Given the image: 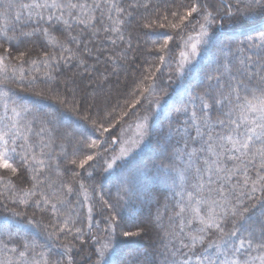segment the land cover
Returning <instances> with one entry per match:
<instances>
[{
	"label": "snow or ice",
	"instance_id": "snow-or-ice-1",
	"mask_svg": "<svg viewBox=\"0 0 264 264\" xmlns=\"http://www.w3.org/2000/svg\"><path fill=\"white\" fill-rule=\"evenodd\" d=\"M172 5L175 10L166 4L161 12L152 0H21L19 3L3 0L0 15L7 22L9 14L15 10L13 19L19 22L23 17V23L32 28L31 32H21V35L38 33L47 39L52 49L44 45L42 63L55 70L61 62L70 64L78 60L77 67L84 66L87 71L83 56L85 53L92 55L93 50L88 45L95 39L109 41L120 48L121 57L126 56L132 50L131 33L125 40L130 19L136 20L139 30L149 32L157 28L183 31L191 25L192 34L184 39V49L169 75L170 86L175 84L187 100L176 108L175 118L169 116L166 127H153L150 117L156 111L171 113L175 105H168L163 97L150 101V107L154 105L153 112L136 117L134 137L123 141L120 157L113 159L132 158L134 150L148 137L158 138L159 162L133 163L127 176L131 179L141 174L148 176V169L152 168L155 169L154 178L172 182L169 186L174 189V202L171 207L164 205L166 213L171 211L165 234L179 245L176 248L173 244L172 256L179 254L184 259H166L165 264H264V25L254 26L258 18H264V0H235L213 12L207 11L204 0H194L190 6L172 0ZM182 8H186L183 13ZM169 16L178 23L170 21ZM242 27H252V33H241L245 39L239 40L230 34ZM217 29H224L225 34L221 36ZM9 31L7 23L0 28V38L5 42L16 39ZM160 35L163 42L159 44V51L167 52L169 42L175 37L166 32ZM152 43L156 45L157 41ZM205 57L210 60L207 67L201 63ZM160 61L166 63L165 57L160 56ZM28 63L39 70L40 62L26 59L25 52H20L14 63L12 53L0 43V104L3 107L0 169L16 176L21 184L31 185L20 195L16 185L9 181L10 195L4 197L0 193V201L31 205L55 215L59 213L57 205L65 200L55 197L53 203V197L45 194L44 188H51L45 175L51 163L46 164L41 157L50 162L52 145L58 140V155L64 158L68 156L66 146L73 141V156L98 145L94 140L89 143L86 132H79L77 138L73 133L61 131L60 115L45 110L43 100L53 98L60 105L70 104L73 112H88L83 119L91 121L96 131H109L98 121H107L112 113L92 119L89 109L95 105L88 104L86 98L77 100L75 94L70 100L61 98L59 91L51 97L48 94L53 89L48 82L56 78L46 72L44 79L39 80L45 87L37 88L39 78L25 74L24 66ZM197 77L200 79L196 87L201 90L192 94L189 80ZM9 82H26L23 91L33 99L25 102L22 97L17 98L19 94L9 87ZM155 90L153 79V84L144 88L141 95H151ZM127 116L125 111L121 120ZM84 127L87 129V125ZM93 159L92 155H87L79 161V166L83 168ZM69 163L75 165L77 160L71 159ZM76 175L73 173V178ZM3 180L4 176L0 175V182ZM37 188H40L39 198ZM62 188L65 198L74 194L70 183H63ZM125 195H128L127 190ZM3 206L13 217L22 216L15 208ZM33 222L28 221L29 224ZM69 223L68 219L58 220L53 227L61 234H71L74 226L70 227ZM80 231L75 229V238H79ZM123 235L131 237L140 233L124 232ZM3 236L0 233V237ZM6 236V242L0 238V255L3 256L0 264H53L45 253L36 251L35 242L21 239L19 232H7ZM9 244L14 246L9 247ZM110 247V240L101 245L95 264H103ZM184 249L187 251H182ZM68 264H71V257Z\"/></svg>",
	"mask_w": 264,
	"mask_h": 264
},
{
	"label": "trees",
	"instance_id": "trees-1",
	"mask_svg": "<svg viewBox=\"0 0 264 264\" xmlns=\"http://www.w3.org/2000/svg\"><path fill=\"white\" fill-rule=\"evenodd\" d=\"M2 2L3 0H0V3ZM15 2L19 3L21 0H15ZM23 2H27V0H23ZM193 2L194 0H177V3H182L185 6H190ZM229 2L234 3L235 0H204L207 11L210 12L222 10ZM152 3L159 5L158 10L161 12L164 11L166 4L175 10L172 0H152ZM156 10L150 9L149 11ZM185 10L186 8L180 9L181 13ZM140 12L143 14L144 10L141 9ZM14 16L15 10L9 14L6 22L0 15V28H3L7 23L10 30L9 35L15 34L16 36V39L10 42H5L0 38V43L12 53L14 63L15 57L20 52L26 53V59H36L40 62L39 70L30 63L24 66L26 75H35L39 78L36 87L44 88L45 85L39 83V80L44 79L46 72L50 73L56 79L48 82L53 89L48 95L55 97L56 92L59 91L61 98L67 97L70 100L75 94L77 100L86 98L88 104L94 103L95 106L89 109L92 119H97L98 115L104 116L109 112L112 113V117L107 121H98V123H103L104 128H108L109 131H96L91 121L83 119L88 112H73L70 110V104L60 105L53 98L43 100L45 110L57 112L60 115L63 125L61 131L73 133L77 138H79V132H86L89 143L94 140L98 147L95 149L86 148L78 156H73L71 154L72 146L75 144L73 141L72 144L66 146L68 156L64 158L58 155L60 141L53 144L51 153L53 159L49 162L46 157L41 158L45 159L46 164L51 163V169L45 172L48 177L47 183L51 184V188L45 187V194L53 197V203L56 202L55 197L65 200L63 204L57 205L59 213L54 215L50 211L41 212L31 205H17L10 200H2L0 201V233H3L4 236L0 238L6 242L7 232H19L21 239L35 242L36 251L45 253L53 264L56 261H59L60 264H68L69 257H71V264H95L99 258L98 243L108 236V231H111L113 243V252L108 264H165L166 259L169 261L184 259L179 254L172 256L171 253L175 251L173 244L176 245V248L179 245L165 234L170 223L171 211L166 213L164 205L169 204L171 207V203L174 202L172 196L174 189L169 186L172 182L154 178L155 169L152 168L148 169V176L141 174L135 179L127 176L128 169L133 163L143 165L152 161L159 162V153L156 150L158 138L150 136L148 145L132 155V158L129 157L122 163H118L114 171L108 172L106 163L114 151L111 148L114 143L111 139L115 137L120 124H126L127 119L135 117L143 110L151 114L154 105L150 107L149 102L157 97H163L168 105H175V107L172 108L171 113L156 111L151 115V118L153 127H166L169 116L172 115L175 118L176 108L187 100V96L178 91L175 84L170 86L169 75L172 68L175 67V60L179 59L184 39L192 34L191 25L184 28L183 31L157 28L149 32L146 29L139 30L136 20L130 19L129 25L125 29V40L131 33L133 37L132 50L128 51L126 56L121 57L120 48L114 47L109 41L95 39L88 45L93 50L92 55L89 56L85 53L83 56L87 61V71L84 66L77 67L78 60H73L70 64L61 62L58 70H55L42 63L44 45H49V49H52L49 41L38 33H33L31 36L21 35V32H31L32 28L23 23V17L18 22L13 19ZM169 20L178 23V20H172L171 16H169ZM160 22L163 21L158 23ZM195 22L192 21L193 24ZM261 25H264V18H258L254 26L260 27ZM217 31L221 36L225 34L224 29H217ZM146 32L149 34L145 35ZM164 32L175 38L169 42V51L160 52L159 44L163 42V36L160 33ZM241 33H252V27L237 28L230 34L243 40L245 36ZM54 35L58 36V34ZM58 38L62 39V37ZM85 39H87L86 36ZM152 41H157V44L154 45ZM97 49H102V51H97ZM160 56L165 57L166 63H161ZM201 63L207 67L210 60L205 57ZM156 69H160V71L157 72ZM153 79L156 90L151 95L145 94L142 97L143 89L152 85ZM173 79H175L174 76ZM199 79L197 77L189 80L192 94L201 90L196 87ZM85 82L88 83L85 84ZM9 87L15 89L19 94L17 98L22 97L25 102L33 99L30 94L23 91L27 87L26 82L25 84L9 82ZM96 87L99 88L97 93L111 88V99L106 105L101 104L102 99H99L101 96H98L99 98L94 101L86 97L88 92H93ZM138 101L139 103H137ZM133 105L135 108L132 107ZM125 111L128 112V116L121 120ZM0 116H3L2 104H0ZM84 125H87V129ZM87 155H92L94 159L81 168L79 161ZM71 159H76L77 164L71 165L69 163ZM73 173L77 174L75 178H73ZM0 175L4 176L3 182H0V193H3L4 197L10 195L7 188L9 181L16 185V192L20 195H23L31 187L27 183L21 184L17 177L7 170L0 169ZM65 182L70 183L74 189V194L66 198L62 188V184ZM176 183L179 184L178 178ZM21 189L23 191H20ZM125 190L128 191V195H125ZM35 191L39 198L40 188ZM4 204L21 212L22 216L13 217L11 213L5 212ZM158 210L159 219H157ZM29 219L34 222L29 224ZM64 219L69 220L70 227L74 226L71 234H61L53 227L58 220L62 222ZM75 229L81 230L78 239L75 238ZM124 232H139L140 235L125 237ZM12 246L14 245L9 244V247ZM182 251L186 252L187 250ZM2 258L3 256L0 255V259Z\"/></svg>",
	"mask_w": 264,
	"mask_h": 264
},
{
	"label": "rangeland",
	"instance_id": "rangeland-1",
	"mask_svg": "<svg viewBox=\"0 0 264 264\" xmlns=\"http://www.w3.org/2000/svg\"><path fill=\"white\" fill-rule=\"evenodd\" d=\"M191 35V34H189ZM184 49V43H183V47L182 50ZM181 50V51H182ZM180 51V52H181ZM180 55V54H179ZM88 82H85V84ZM65 87V85H64ZM99 90V88H95L94 91H89L88 95H86V97H88L91 101L97 100L99 97L101 96L99 99H102V103L106 105L108 103V101H110L111 99V88L107 89L105 92L104 91H100L99 93H97V91ZM100 94V95H99ZM93 104V103H92ZM148 106V105H147ZM102 107V106H101ZM103 109V108H102ZM144 114H149L146 110L141 111L138 115H144ZM136 115L135 117H132L131 119H127V123L126 124H120V126L117 128V131L115 133V137H113L111 140L115 143H113V147H111L114 151L111 153L110 157L107 160V171L111 172L115 170V167L118 163H122L123 161H125L126 159L129 158V156H125L119 159H113L114 157H120V149L122 147H124L123 141L128 140L130 137H134V133H135V123H136V117L138 116ZM150 123L152 124V118L150 117ZM148 140L149 137L147 138V140L142 144V146L138 149H135L134 152L132 153V155H134L135 153L141 151L146 145H148ZM112 164V167L109 168L108 165ZM109 233H111V231H108V236L104 237L99 243H98V247L97 249H99L101 247L102 244L108 242L109 240L111 241V247L109 248V250L106 252L105 254V259L103 264H108V261L110 259V256L113 252V248H112V238L111 235H109Z\"/></svg>",
	"mask_w": 264,
	"mask_h": 264
}]
</instances>
